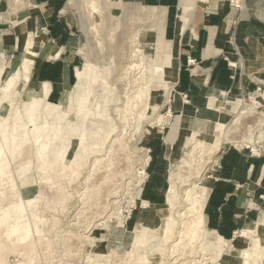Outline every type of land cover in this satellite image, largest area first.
I'll return each mask as SVG.
<instances>
[{
  "label": "bare ground",
  "instance_id": "obj_1",
  "mask_svg": "<svg viewBox=\"0 0 264 264\" xmlns=\"http://www.w3.org/2000/svg\"><path fill=\"white\" fill-rule=\"evenodd\" d=\"M101 1L103 3V0ZM106 1L117 7L122 6L127 16L139 15V18L141 16L154 22V29L149 39L157 45L155 57L147 58L142 48L138 47L139 43L135 44L138 41V34L134 35L132 50L129 55H124L123 66L119 73L121 78L114 83L115 92L117 91L112 105L117 112L114 130L117 132L123 128L126 135L131 129L130 136H134V133L137 134L142 130L144 122L157 121L162 124L167 120L170 121V116L176 111H180V115L175 122H170L171 132L166 139L171 169L169 189L164 203H146L137 194L133 196L134 209L131 216L123 220L118 201L110 202L114 204L112 207L116 210H113L112 217H107L112 208L104 214L110 203L102 204L96 201L90 207L93 213L89 218L91 220L96 218L95 221H100L99 224L104 226L126 224L128 230L134 233V242L126 253L129 264H264V208L260 211L258 222L244 224L232 240H225L207 226L204 202L209 191V177L200 179L198 184L193 183L194 180L191 179L194 173H200L203 165L212 161L226 141H231L241 148H251L255 142L249 139L231 140L225 118L219 122L208 121L204 132L192 130L189 132L188 120L194 112L187 97L176 90L178 57L174 41L164 36L162 13L157 8L148 6H143L144 8L138 11L133 4L127 5L123 0H104ZM187 1L189 0H182L180 7L178 35L188 27V18L192 19L211 0H196L193 7H190ZM76 2L77 0L67 1L71 5H75ZM89 3L91 11L100 10L98 0H89ZM107 13L106 10L105 18ZM49 15L43 13L37 17L38 25L35 27L34 35H30L24 42L19 41L20 64L17 71L3 80L5 66L0 70V82L4 81V85L0 86V264L7 263V256L10 253L21 257V260L14 264H39L41 258L46 255L45 252L53 253L51 247L53 240L50 236L51 233L58 234L56 213H63L70 199L74 197L69 189L73 177L80 176L81 169L88 163V159L94 157L96 167L86 176V190L82 193L77 191L82 196V203L87 206L89 192L98 185H94L95 178L102 181L109 175H114L115 168L111 167V160L114 159L116 152L126 153L128 148L126 141L123 140L124 135L115 136L116 138L110 141L112 144L107 158H102L99 156L107 153V147L103 151L104 142L111 133L97 137L93 144L88 145L85 143L87 132L85 135H80L76 131L78 127L76 124L80 123V118L85 119L87 115L92 114L89 104L97 84L103 83L104 89L111 93L112 83L109 79L111 72H106V69L96 64L93 65V69L86 65L76 68V83L73 88L63 90L57 103L48 99L49 87L37 79V71ZM262 59L260 56L256 58L258 62H264ZM262 73L264 74V67ZM161 100H163L162 107H159ZM263 100L264 93L244 99L237 98L232 105L223 108L222 112L228 117L237 118L241 112H246L244 109L249 103L260 105ZM163 107H167L168 116L158 115ZM239 107L244 109L238 111ZM147 110H151L153 116L147 114ZM99 114L106 119L105 112ZM106 122L109 121L106 119ZM152 129L151 126L146 129L149 134L143 138L142 143L145 146H148L156 134ZM183 130L188 134L184 144H193L189 153L190 160L187 161H181L180 156V133ZM200 134L202 135L199 137ZM31 139L37 144L34 154ZM115 143H119L117 149L113 147ZM144 150H148L147 147ZM12 159L16 168L13 171L10 165ZM31 159L32 161L34 159L35 166L40 172L39 179L42 181L36 193L33 188L36 185L31 178L32 175L34 176L33 167L29 166ZM197 162L199 166L201 165L198 168L195 166ZM148 163L147 156L140 168L139 179L134 184V189L137 186L139 189L143 184ZM51 169L55 171L57 179L56 182L53 181L52 190H48L45 186L48 184L47 179L50 178ZM186 170L187 175L184 174ZM59 177H68V184L65 182L64 185L63 178L60 180ZM107 182L104 181V186L100 188L112 186ZM181 184L191 187L185 189V199L181 196ZM50 191H53V199L47 197ZM117 193L118 191L114 194ZM30 194L32 195L29 196ZM84 212L79 213L84 214ZM111 218L116 220L111 221ZM91 220L87 227L85 226L86 234L95 226L94 223L91 229L87 230L91 226ZM86 237L92 243L90 245L92 253L88 254L87 264L126 263V260L123 262L122 257L119 258V254L116 255V259H112L111 254L106 251L108 247L104 248L105 243L98 235L94 236V239L90 234ZM95 242L100 244H94ZM64 244L71 252L70 248L75 244L74 236H67Z\"/></svg>",
  "mask_w": 264,
  "mask_h": 264
},
{
  "label": "crops",
  "instance_id": "obj_2",
  "mask_svg": "<svg viewBox=\"0 0 264 264\" xmlns=\"http://www.w3.org/2000/svg\"><path fill=\"white\" fill-rule=\"evenodd\" d=\"M15 1L18 16L9 20L0 12V70L5 66L7 74L20 64L19 36L9 33L11 23L16 18L19 22V14L29 11L30 6L42 7V14L50 15L37 79L48 85V99L55 102L63 90L73 88L80 63L77 45L70 42V28L59 14L65 0ZM123 1L155 7L162 13L164 36L174 41L177 50L176 90L186 95L194 112L189 126L193 118L206 125L215 118L212 107L220 112L225 101L232 102L238 95L264 88V62L256 60L260 56L264 61V0H242L240 7L232 6L228 0H211L192 19L188 18V27L180 35L182 0ZM187 4L190 6L191 0ZM230 144L222 146L217 157L220 166L209 174L204 202L208 228L225 240L233 238L244 224L258 222L264 206V154H252ZM148 148L146 177L137 194L142 201L161 204L166 200L171 169L167 141L161 136L152 138Z\"/></svg>",
  "mask_w": 264,
  "mask_h": 264
},
{
  "label": "rangeland",
  "instance_id": "obj_3",
  "mask_svg": "<svg viewBox=\"0 0 264 264\" xmlns=\"http://www.w3.org/2000/svg\"><path fill=\"white\" fill-rule=\"evenodd\" d=\"M67 1L68 0H65L64 10L62 11V13H59V14L65 19L68 27L70 28L69 29L70 36L73 38L72 40H70L71 44L77 45L76 52H78L80 56V63H78L79 67H83L86 65V67L93 69V65L96 64L100 68L106 69V72H111V75L109 76V79L112 83L111 84L112 88H110L111 93L109 94L104 89L105 87L103 83L97 84V88L95 89L91 103L89 104L92 114L89 116L87 115L85 119L81 117L80 123L76 124V127L78 126L76 129L78 134L85 135V133L87 132L86 135L88 134L87 135L88 137L85 139V143L88 145H90L91 143L93 144L96 141V139H98L97 137L104 136L108 132L111 133V134H108L109 136L107 135V139L104 142L103 151L107 147L106 155L99 156L102 158L103 157L107 158V154H109L108 152L112 144L110 142L111 139L114 140L117 136L121 137L125 134V131H123V128H121V130L117 132L114 130V126L116 125V122H117V119H115L117 118V115H116L117 112L113 109V106H112L114 105L113 98L115 96V93L117 92V91L115 92L114 83L118 79L121 78V75L119 73L121 72V67L123 66V62L125 58L124 55L126 56L130 54V51L132 50V47H133L132 40L135 39V36H134L135 34L136 35L138 34L137 35L138 41H136L135 44L139 43L138 47L142 48L146 57L147 58L155 57L156 51H157L156 49L157 45L156 43H154V41L149 39L151 37L150 33L154 29V22H152L151 20L145 19L141 16L139 18V15H130V16L128 15L127 16L122 6L117 7L110 1L104 2L103 0V3H102L101 0H98V4L100 8V10L98 11H91L89 0H77L75 5L68 4ZM195 1L196 0H191L190 7L194 6ZM14 2L15 0H0V12L8 16L9 20H12L13 16H18V2H15V3ZM126 4L127 5L133 4V6H135L136 9H138V11L144 8L142 5H138L134 3L126 2ZM28 10L29 11L19 14L21 16L19 18L20 19L19 22H18V18H16L15 21L11 23L13 25V28H11V32L9 33L17 34L19 36L17 39V47L19 46V41L23 40L24 42L30 37V35L32 34L34 35L36 31L35 27H37L38 25L37 17L42 15L43 8L42 7L33 8L30 6ZM106 10L108 11V13H107V17L105 18L104 14L106 13ZM94 26L96 27L93 28ZM46 31L47 30L44 31L45 37H46ZM44 42H45V39L43 41V44ZM119 64H120V67H119ZM16 71L17 70H13L11 72H8L7 74L4 73L3 80L7 77L12 76ZM2 81L0 82V86L4 85L3 84L4 81L3 82ZM262 93H264V88L257 92L241 94L240 96L238 95V98L240 97V99H244L245 97H251L253 95H259ZM57 102L58 100H55L54 103H57ZM162 102L163 100L160 101L159 107L160 106L162 107ZM233 103H234V100L232 102L231 100L227 102L225 101L224 107H219V108L221 109L227 108L226 106L228 104L232 105ZM242 109L244 108L239 107L238 111H241ZM212 110H213V117L215 118H213V120H210V121L219 122L225 118V123L227 124V129L229 132L228 134L231 140H248L249 139L255 142L254 145L252 146L253 148L252 147L251 148H241L240 146H237V147L243 150L247 149V151H249L252 154H264V100L261 102L260 105H253V104L251 105V103H249L244 109L246 110V112L245 113L241 112L239 117L237 118L228 117L225 114H223L221 110H220L221 112L220 113L219 110L215 107H212ZM99 111L105 112V117L109 121L108 123L106 122V119L104 117L100 116ZM166 112H167V107L165 108L163 107L162 109H160V112L158 113V115H161L164 117L167 115ZM147 114L149 115L151 114L153 116L151 110H147ZM179 115H180V111H176L170 116V121L167 120L165 122H162V124H159L157 121H153L149 123L144 122L145 125L143 124L142 130L138 131L137 134L134 133V136H130L131 134V132L129 133V131H131L130 129L128 133L124 135V138H123V140L126 141L128 145L127 152L126 153L121 152L120 154L116 152L114 159L111 160V167L115 168L114 175H109L107 179L102 180V181H99V178H95L94 185L96 184L98 185L95 188L93 187L92 188L93 190L89 192L90 194L88 198L89 202L86 204L87 206H85L81 200L82 196L79 193H77V191H80L82 193L83 191L86 190V182H85L86 176H88V174H91L93 170H95L94 167H96V165L94 164V161H93L94 157L88 159V163L85 166H83V168L81 169L80 176L79 175H78L79 177L74 176L73 181L71 182V184H69V186L71 185L69 188L70 192L73 194L74 197L72 196L73 197L71 198L72 200L70 199L67 209L63 213L62 212L56 213V216L58 217L59 236L58 234L51 233L50 237L53 240V244L51 245V247H53V253H50L49 251L45 252L46 255H44L41 258V260L39 261V264H87L88 254L92 253V246H90L92 245V243L88 240V237H86L89 234L91 237H93V239H94V236H97V235L99 236L100 239H103V242L105 243L104 248L107 249L108 247L106 251L111 254L112 259H116V255L119 254L120 255L119 258L122 257L123 262L126 260L125 264H129L126 253L132 247V244L134 242V233L128 230V227L126 224H124V226H120L118 224L116 225L108 224L104 226L103 224H99L100 221H95L96 218H92L91 220L89 217L92 215L91 213H93V209L90 207L94 205L96 201L102 204L118 201L117 204L119 206L118 205L116 206L120 208L119 210H120L121 218L123 220H127L131 216L132 210L134 209L133 196L135 197L137 195V190H138L137 188L138 186L135 189L133 187L137 179H139L138 175L140 173V168H142L143 161H145L147 156L149 158V152H150L148 151L149 148L148 146H145L142 143L143 138H145V136L149 134V132L146 129H148V127L151 126L156 132L153 138L161 136L163 140L166 141L167 137L170 135V132H171L170 122H175L177 119H179ZM192 116H194V113L192 114ZM192 116L189 117V120ZM189 120H188V124H189ZM149 124H152V125H149ZM205 128H206V125H201V121L193 118V120L190 122V126H188V129H189L188 131L190 132L192 130V131L204 132ZM201 135L202 134H200L199 137ZM180 136H181L180 138L181 143H180L179 148L181 150L180 151V156L182 157L181 161L190 160L189 153L193 148V144H184L185 139L188 137V134L185 130H183V132L180 133ZM31 143H33L32 153L34 154L37 149V144L33 139H31ZM230 143L232 142L226 141L225 143H223V145H231ZM232 144L236 146L235 143H232ZM118 146H119V143H115L113 147L114 149H117ZM146 147L148 150H144ZM112 151H113V148H112ZM30 152H31V149H30ZM218 155L219 153L215 155V157L212 159L210 163L203 165L202 167L203 169L201 168L200 173L198 174L194 173V175L191 178L194 180L193 183L198 184L200 182L199 181L200 179L204 177H209V174L212 172L213 168L217 169L220 166L217 160ZM13 161H14L13 159L12 161H10V165L12 166L11 168L12 171L16 170V168L14 167ZM29 166L33 167L34 176L32 175L31 178L36 185L33 187L35 190L34 193H36L39 190V184L42 182L39 179L40 172L35 166L34 159L33 161L31 159V164ZM195 166L196 168H198L201 165L199 166L197 162ZM184 174L187 175L188 171L186 170V173ZM64 178L65 177H61L60 180L62 179V182H64V185H65V182L66 184H68V181H67L68 177L65 179ZM56 179L57 178L55 176V171L51 169V175H50V178L47 179L48 184L45 187L48 190L50 189L52 190V186L54 184L53 181L56 182ZM104 181H108L107 183H109L112 186L109 188L107 187L105 189L100 188V186L101 187L104 186ZM187 188H191V187L187 185L182 186V184L180 185L182 197L185 196L184 195L186 191L185 189ZM44 191H46V189H44ZM116 191H118V193L114 194L116 193ZM77 194L79 196H77ZM13 197L14 196L12 195V198ZM47 197L53 199L54 198L53 191L48 192ZM59 204L60 202L58 203L57 206H59ZM112 206H114V204L110 203V205L107 207L104 213L106 214L110 210V208H112L110 210L111 212L110 211L108 212L107 217H112L113 210L116 211L114 207ZM80 211H85L86 213L84 212V214L83 213L81 214L79 213ZM49 212L50 210L48 211V213ZM65 214H67V216ZM61 217H62V220H61ZM63 220L65 221L66 224L64 223ZM90 220L92 221V223H91V226H89L87 230L91 229L94 223H95V226L91 229L89 233L86 234L85 230H86L87 224L90 223ZM110 220L115 221L116 218H111ZM81 229H82V232H81ZM77 230H79L80 233ZM77 232L80 235H78ZM81 233H82V236H81ZM69 235H73L75 238V244H73L72 245L73 247L70 248L71 252H69L70 250L68 251V249H66V245L64 244V239ZM96 239L97 238H95V240ZM232 239L233 238H231L230 240ZM97 243L100 244L99 242H95L94 244H97ZM81 249L83 252L81 251ZM79 251L84 253L85 255L80 253ZM65 253L67 255H65ZM18 256L19 255L15 253L8 254L7 256L8 259L6 261L7 263L5 264L17 263L18 260H21V257L20 256L18 257ZM110 261L112 262V260Z\"/></svg>",
  "mask_w": 264,
  "mask_h": 264
},
{
  "label": "built area",
  "instance_id": "obj_4",
  "mask_svg": "<svg viewBox=\"0 0 264 264\" xmlns=\"http://www.w3.org/2000/svg\"><path fill=\"white\" fill-rule=\"evenodd\" d=\"M232 6L240 7L242 4V0H228ZM191 61V60H190ZM193 61V60H192Z\"/></svg>",
  "mask_w": 264,
  "mask_h": 264
}]
</instances>
